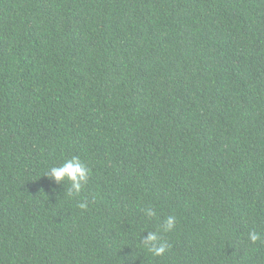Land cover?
Masks as SVG:
<instances>
[{"label":"trees","instance_id":"16d2710c","mask_svg":"<svg viewBox=\"0 0 264 264\" xmlns=\"http://www.w3.org/2000/svg\"><path fill=\"white\" fill-rule=\"evenodd\" d=\"M0 264H264V0H0Z\"/></svg>","mask_w":264,"mask_h":264},{"label":"clouds","instance_id":"9594fccd","mask_svg":"<svg viewBox=\"0 0 264 264\" xmlns=\"http://www.w3.org/2000/svg\"><path fill=\"white\" fill-rule=\"evenodd\" d=\"M51 178H54L57 182L61 181H71L72 187L76 190V193L79 194L82 191V188L87 184L89 180L90 170L81 162L80 158L73 156L71 159L66 160L59 167H51L50 173H48ZM71 195V193H69ZM87 202H83L79 205L80 208H87ZM149 215L154 213L149 211ZM176 226V217L169 216L167 219V228L169 231L174 229ZM248 238L253 242L260 240V235L257 232H250ZM157 240L155 234H150L148 241L153 242ZM147 246V245H146ZM170 247V245H162L160 247H153L150 249L155 256H161L165 251Z\"/></svg>","mask_w":264,"mask_h":264}]
</instances>
